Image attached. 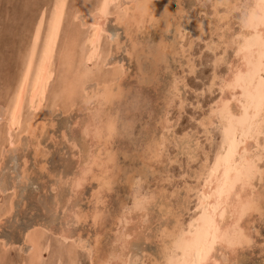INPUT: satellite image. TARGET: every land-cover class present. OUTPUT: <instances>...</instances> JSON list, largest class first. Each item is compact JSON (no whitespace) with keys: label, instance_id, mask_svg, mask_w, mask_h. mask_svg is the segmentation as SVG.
I'll return each instance as SVG.
<instances>
[{"label":"rangeland","instance_id":"obj_1","mask_svg":"<svg viewBox=\"0 0 264 264\" xmlns=\"http://www.w3.org/2000/svg\"><path fill=\"white\" fill-rule=\"evenodd\" d=\"M38 1L0 0L1 100L7 97L18 78L23 56L28 47L27 43L30 40L31 29L37 17L36 14L46 7V4L49 5L51 0H40V3ZM122 1L124 0H115L110 5V14L106 22L107 32L103 34L95 57L88 66L91 70L90 81L81 73L80 68L77 69L83 52L81 50L88 49V45L82 44L86 30L80 29L79 25H81L82 17L87 14L83 8L87 7L88 11H91L97 0H69L68 2L69 8L67 7L68 13L66 12L60 45L64 46V42L71 40L72 32L78 31V28L80 44L78 42L72 43L73 41L69 42L71 43L68 45V49H71L68 50L69 57H62L61 53L56 54L54 78L50 88L52 90L55 88V91L63 90L62 95L60 92L59 98L58 93L56 95L50 89L41 107L32 110L27 105L25 106L21 129L25 130L31 124L32 130L35 132L32 135L13 132L14 140L17 142L21 140L18 145L19 151L7 152L1 161L0 180L4 191L0 192L2 194H0V209L1 207L6 209L11 202L13 206L9 214L1 216L2 219L0 218V264H9L10 262L11 264H25L22 259L23 255H19L21 249L27 247V243L23 242L22 239L25 229L31 227L32 230L37 231L39 230L37 228L41 230V227L46 226H49V230L46 232H49L50 236L45 232L46 249L43 251V264H71L69 254L77 255L75 264H117L120 261L119 255H122L121 253L128 254L129 260L127 259V261L132 259L136 264L140 262L153 264L156 261L159 262L158 264L161 261L162 264L163 259L160 256L163 255L162 248L164 245H162L161 233L168 225L170 211L183 213L186 218H190L194 213L196 205L194 201H197L196 190L202 180L197 176L200 169H204L205 172L207 167L212 164L215 150L221 144L218 127L215 126L217 128L215 129L214 126H208L206 127L207 130L204 127V119L209 114L210 107L213 108L215 105V101L221 92L219 79L227 73V66L218 63L217 57L218 55L226 57L228 63L232 60L233 52L227 47L228 40L236 31L235 25L238 24L239 13L244 11L245 3L250 0H246V2L237 0L239 4L235 0H158L154 16L146 17L145 24L139 27L134 24L131 25L128 31L126 26L114 21L113 18L117 11L120 13L116 9ZM223 2L225 3L224 6L222 5ZM228 4L231 5L227 6ZM159 8L162 9L158 10ZM74 9H77L80 14V18H77L75 23L72 20ZM214 14H216V18ZM227 16L230 18H226ZM185 17L188 19L186 20ZM193 25L197 26L195 27L197 30L193 28ZM231 25L234 27L230 28ZM228 27L229 30L233 29V32H229ZM25 28L27 29L25 30ZM182 29L184 30L182 31ZM225 30L227 31L225 32ZM178 32L180 35H177ZM223 47L225 49H222ZM224 51L229 54V57L223 53ZM104 59H106V64ZM213 59L215 60L213 61ZM101 62L103 63L101 64ZM213 69L218 71V74ZM111 73L115 75V79ZM106 76L112 81L115 96L111 101L105 103L103 117L112 121L115 128L113 133L106 136L107 138L95 137L90 142L88 138L82 136L81 132L82 120L85 119L88 112L85 109L88 105L86 106L82 100L85 96L82 89L83 85H86L87 90L90 91L89 89L92 88L93 93L94 89L101 88L100 83L94 84L96 80L99 81ZM62 86L67 89H62ZM69 90H71V96H69ZM167 94L173 97L170 98ZM50 100L54 101L55 104ZM56 100H59L60 103ZM69 101L74 102L69 104ZM212 101L214 102L213 105L211 104ZM108 103H110V107ZM110 116L114 120L108 118ZM1 128V131L4 132L3 125ZM205 132H208V135ZM158 142L162 144L158 146ZM185 144L189 148L184 147ZM73 145H76V148ZM190 149L195 151L192 150L193 152H191ZM77 150L80 153H77ZM108 151L111 153L109 154ZM112 154L114 156H111ZM87 155L90 156V159L93 158V155L97 158V162L94 164L91 160L90 169L94 171L90 175H93V178L90 180V175H88V178L83 181V185L80 186L81 188L79 187L76 193H70V179L79 171L82 163L84 164L83 156L86 157ZM1 158L2 156H0V160ZM204 163L207 167L202 168ZM24 168L27 173L26 180L19 178V174L23 172ZM98 171L106 181L103 183L104 188L101 187L103 190L100 193L96 192L100 188L98 177L102 176ZM137 180L138 184H136ZM254 184L256 189L262 188L261 204H263L264 183L258 177ZM191 187L193 189H189ZM156 188L161 190L158 192ZM150 189L151 193H148ZM140 195L148 197L149 202L145 207L135 206L134 199L136 197L138 199ZM58 197L60 198L58 199ZM55 202H58V209L54 211ZM149 204L151 206L147 207ZM134 207L136 208L134 209ZM94 208L101 210L95 223L90 217ZM77 211L86 218L84 220L81 218L76 223L71 222L73 219L72 212L77 213ZM101 212L103 213L101 214ZM119 214H124L126 217L119 216ZM127 216L129 217L127 218ZM63 217H66L68 221L70 220L69 224L71 225L66 224ZM250 218L252 223L249 222L248 228L250 227L252 242L249 246L239 250L236 264H264V212L262 215L254 213ZM245 220L247 219L245 218ZM65 225L69 228V234L72 237L67 243L68 245L65 244L67 247L60 245L54 234ZM126 230L129 238H126V243L120 246L116 236L118 232L123 231L125 233ZM128 230L135 232L131 235ZM130 237L131 240H129ZM94 238L98 239L97 242ZM3 243L8 245L5 252L9 254L4 252L5 256L1 248ZM53 250L55 253H61V260H58L57 263L56 254ZM115 253L118 258H116ZM125 257L127 258V256ZM26 258L24 257V259ZM134 259H137L138 262ZM90 260L92 261L90 262Z\"/></svg>","mask_w":264,"mask_h":264},{"label":"bare ground","instance_id":"obj_2","mask_svg":"<svg viewBox=\"0 0 264 264\" xmlns=\"http://www.w3.org/2000/svg\"><path fill=\"white\" fill-rule=\"evenodd\" d=\"M40 1V0H39ZM38 1V3H40ZM49 1V0H48ZM94 1V0H93ZM115 1V0H97L95 6L91 9V11H88L89 9H87V7L83 8V11L85 13H87L84 17H82V21H81V25H79L80 29H84L86 30L85 31V35H84V38H83V42L82 44L84 45H88V49L87 50H81L83 51L82 54H81V59H80V62H79V66L77 67V69H81V73L87 77L86 79H88L90 81V73H91V70L89 69V65H90V62H92V59L93 57H95V54L97 52V47L98 45L100 44V40L103 36L104 33L107 32V28H106V22L108 21V15L110 14L109 12V9H111L110 5L112 4V2ZM117 1V0H116ZM165 1V0H164ZM219 1V0H217ZM221 1V0H220ZM237 1V0H235ZM240 1V0H239ZM68 2L69 0H51L50 1V4L47 5L46 4V7L42 8L40 10V12L37 15V17L35 18V22H34V26L33 28L31 29V34H30V40H29V43L28 44V47L27 49L25 50V54L23 56V60H22V64H21V68H20V71H19V75H18V78L14 84V87L11 91L8 92L7 94V97L5 99H2L0 98V156H2L1 160H0V169H1V161L3 159V157L5 156V154L7 152H16L19 148H18V145H19V142L21 141H15L14 138H13V132H23L25 134H31L34 133L35 131L32 130L33 127H30L28 126L25 130L21 129V126H22V120H23V112H24V108L25 106L27 105L28 108L32 109V110H36L38 109L39 107L42 106L48 92L50 91V84L51 82L53 81L52 79L54 78V64H55V58H56V54H60L61 53V56H66V57H69V54H68V50H71V49H68V45L71 44L69 42H72V43H75V42H78L80 44V38H79V28H78V31L76 32H72V38L71 40H69L68 42H64V46H61L60 45V42H61V34H62V28L64 26V21H66L65 19V16H66V12L68 13L67 11V7H68ZM87 2V1H85ZM90 2V1H89ZM88 2V3H89ZM158 0H124L120 3V5L117 6L118 9L116 10H119L120 13H117L114 14L115 16L113 17L114 18V21L126 26L127 28V31L130 29L131 25H135L136 27H139L140 25H143L145 24V20H146V17H153L154 16V10H155V6L157 4ZM227 2V1H226ZM238 2V1H237ZM243 2H246V0H244ZM44 3V1H43ZM42 3V4H43ZM81 3H84L81 1ZM78 2V4H81ZM164 3V2H163ZM217 3V2H216ZM220 3V2H219ZM218 3V5H219ZM224 3V2H223ZM107 4V8H104V5ZM221 4V3H220ZM239 4V2H238ZM241 4V3H240ZM246 4V5H245ZM243 3L244 6V10H247V11H255L257 15H260L262 10H261V7H260V4H261V0H250L246 3ZM41 5V4H40ZM77 5V4H76ZM82 5V4H81ZM159 5V4H158ZM164 5V4H163ZM211 5H212V2H211ZM223 6L225 5L222 4ZM231 4H228L227 6H230ZM233 5V4H232ZM237 5V4H236ZM213 6V5H212ZM217 6V5H216ZM226 6V7H227ZM42 7V6H41ZM225 7V8H226ZM233 7V6H232ZM235 7V6H234ZM238 7V6H237ZM241 7V5H240ZM69 8V7H68ZM164 8V7H163ZM214 8V6H213ZM229 8V7H227ZM10 9V8H9ZM114 9V8H113ZM162 8H159L158 10H160ZM217 9V8H216ZM231 9V7H230ZM233 9V8H232ZM240 9V8H239ZM115 10V11H116ZM165 10V8H164ZM169 10V9H168ZM192 10V9H191ZM213 10V9H212ZM237 10V9H236ZM38 11V10H37ZM82 11V10H81ZM112 11V10H110ZM215 11V10H214ZM222 11V10H221ZM230 11V10H229ZM228 11V13H229ZM233 11V10H232ZM238 11V10H237ZM114 12V11H113ZM192 12V11H191ZM217 12V11H216ZM71 13V12H70ZM82 13V12H81ZM167 13V12H166ZM172 13V12H171ZM219 13V12H218ZM217 13V15H218ZM240 14V13H239ZM79 12L77 9H74L73 11V16H72V20L73 22L75 23V20L77 18H80L79 16ZM170 15V14H169ZM211 15V14H210ZM216 14H214V17H215ZM223 15V14H222ZM190 16V15H189ZM212 16V15H211ZM220 16V15H219ZM233 16V15H232ZM110 17V16H109ZM206 17V15H205ZM209 17V16H208ZM223 17V16H222ZM229 16H227L226 18H228ZM184 18V17H182ZM186 18V17H185ZM216 18V17H215ZM230 18V17H229ZM238 18V17H237ZM236 18V19H237ZM174 19V18H173ZM188 18H186L187 20ZM33 20H34V17H33ZM179 20V19H178ZM216 20V19H215ZM227 20V19H226ZM229 20V19H228ZM232 20V19H231ZM238 20V19H237ZM110 21V20H109ZM112 21V20H111ZM151 21V20H150ZM171 21V20H170ZM169 21V22H170ZM185 21V20H184ZM190 21V20H189ZM204 21V20H203ZM221 21V20H220ZM224 21V20H223ZM233 21V20H232ZM80 23V21H78ZM182 22V20H181ZM187 22V21H186ZM234 22V21H233ZM171 23V22H170ZM212 23V22H210ZM217 23V22H216ZM227 23V22H225ZM231 23V22H230ZM228 23V24H230ZM180 24V22H179ZM197 24V23H196ZM202 24V23H201ZM220 24V23H219ZM235 24V23H234ZM150 25V24H149ZM170 25V24H169ZM206 25V24H205ZM204 25V26H205ZM221 25V24H220ZM223 25V24H222ZM227 25V24H226ZM76 26V25H75ZM165 26V25H164ZM194 26V25H193ZM236 26V25H235ZM30 27V26H29ZM148 27V26H146ZM163 27V26H162ZM190 27V26H189ZM197 26H194L193 28H195ZM199 27V26H198ZM207 27V26H206ZM209 27V26H208ZM217 27V25H216ZM215 27V28H216ZM225 27V26H224ZM231 27H234V25H231ZM181 28V27H180ZM204 28V27H203ZM227 28V27H226ZM27 28H25L26 30ZM177 29V28H176ZM196 29V28H195ZM194 29V30H195ZM199 29V28H198ZM201 29V28H200ZM18 30V29H17ZM141 30V29H140ZM168 30V28H167ZM184 29H182L183 31ZM197 30V29H196ZM203 30V29H201ZM209 30V29H208ZM216 30V29H215ZM125 31V30H124ZM178 31V30H177ZM214 31V30H212ZM227 30H225L226 32ZM228 31L230 32H233V29L229 30V27H228ZM220 32V31H219ZM19 33V31H18ZM181 33V32H180ZM199 33V32H198ZM201 33V32H200ZM203 33V32H202ZM216 33V31H215ZM218 33V32H217ZM24 34V33H23ZM128 34V33H127ZM204 34V33H203ZM211 34V33H210ZM221 34V33H220ZM26 35V34H25ZM177 35H180L179 32ZM201 35V34H200ZM214 36V34H212ZM219 35V34H218ZM227 35V34H226ZM257 35H259V33H257ZM195 36V35H193ZM25 37V36H24ZM131 37V36H130ZM180 37V36H179ZM221 37V36H220ZM228 37V36H227ZM200 38V37H199ZM224 38V37H223ZM23 39V38H22ZM64 39V38H63ZM183 39V38H182ZM218 39V38H217ZM221 39V38H220ZM25 40V39H24ZM23 40V41H24ZM122 40V39H121ZM219 40V39H218ZM118 41V40H117ZM134 41V40H133ZM185 41V40H183ZM191 41V40H190ZM15 42V41H14ZM26 42V41H25ZM24 42V43H25ZM163 42V41H162ZM113 43V42H112ZM131 43H134V42H131ZM192 43V42H191ZM215 43H213L214 45ZM221 44V43H220ZM111 45V44H110ZM123 45V44H122ZM135 45V44H134ZM80 46V45H79ZM210 46V45H209ZM215 46V45H214ZM222 46V45H220ZM117 47V46H115ZM190 47H191V44H190ZM65 48V49H64ZM131 48V47H130ZM129 48V49H130ZM181 48H183L181 46ZM218 49V47H216ZM190 49V48H189ZM215 49V48H214ZM222 49H225L224 47ZM227 49V48H226ZM24 50V49H23ZM110 50V49H109ZM179 51V50H177ZM190 51V50H189ZM192 51V50H191ZM190 51V52H191ZM219 51V50H218ZM17 52H19L17 50ZM115 52V51H114ZM129 52V51H128ZM133 52V51H132ZM188 52V51H187ZM221 52V51H220ZM227 52V51H226ZM225 53V51L223 52ZM215 54V53H214ZM226 54V53H225ZM233 57L235 56V53L233 52ZM9 55V54H8ZM19 55V53H18ZM17 55V56H18ZM22 55V54H21ZM103 55V54H102ZM110 55V54H109ZM130 55V54H129ZM227 56L229 54H226ZM225 55V56H226ZM72 56V55H71ZM221 56V55H220ZM100 57V55H99ZM106 57V56H105ZM108 57V56H107ZM229 57V56H228ZM13 58V57H12ZM115 58V57H114ZM215 58V57H214ZM226 58V57H225ZM232 58V57H231ZM255 58L256 60L258 61L259 58H260V50L259 48L256 49L255 51ZM95 59V58H94ZM100 59V58H99ZM111 59V58H110ZM110 59H109V62H110ZM189 59V58H188ZM227 59V58H226ZM105 60L104 59V63H105ZM215 59H213L214 61ZM229 60V59H228ZM231 60V59H230ZM15 61V60H14ZM189 61V60H188ZM69 62V61H68ZM112 62V61H111ZM229 62V61H228ZM233 62V58L232 60L230 61V63ZM103 62H101L102 64ZM107 63V62H106ZM105 63V64H106ZM104 64V65H105ZM120 64V63H118ZM100 65V64H99ZM193 65V64H192ZM191 65V66H192ZM223 65V64H222ZM67 66V65H66ZM96 66V65H95ZM103 66V65H102ZM117 66V64H116ZM152 66V65H151ZM220 66V65H219ZM225 66H227L225 64ZM98 67V66H97ZM115 67V66H114ZM102 68V67H101ZM113 68V66H112ZM111 68V69H112ZM117 68V67H115ZM215 68V67H214ZM108 69V68H106ZM123 69V68H121ZM127 69V68H126ZM190 69V68H189ZM193 69V68H192ZM113 70H116V69H113ZM194 70V69H193ZM214 70V69H213ZM120 72H122L121 70H119ZM212 71V70H211ZM215 71V70H214ZM139 72V71H138ZM191 72V71H190ZM218 72V71H217ZM216 71L215 73L218 74ZM225 72V70H224ZM223 72V73H224ZM227 72V70H226ZM212 73V72H211ZM214 73V74H215ZM118 74V72H117ZM122 74V73H121ZM98 75V74H97ZM107 75V74H106ZM111 75H113L111 73ZM119 75V74H118ZM213 75V74H212ZM222 75V74H221ZM108 76V75H107ZM106 76V77H107ZM117 76V75H116ZM103 77L102 79H100L99 81L96 80V82L94 84H98L100 83L101 85V88L100 89H94L93 90V93L91 91V89H89L90 91L87 90L88 87H86V85H83V89L82 91H84L83 93H85L83 96V103L86 104V108L88 110L87 112V115L85 117V119L82 120V124H81V132H82V136L88 138L90 140V142L92 141V139H94L95 137L99 138H103V137H106L108 135H110L111 133H113L112 131L114 130V125L112 121H108L106 119H104L103 117V107L105 105V103L111 101V99L113 98V96H115V93L113 91V88H112V81L108 79V77ZM113 79H115V75H113ZM213 77V76H212ZM220 77V75H219ZM222 77V76H221ZM221 77L219 80H221ZM180 78V77H179ZM93 79V78H92ZM95 80V79H94ZM121 80V79H120ZM181 80V79H180ZM184 80V79H183ZM114 81V80H113ZM214 81V80H213ZM212 81V82H213ZM94 82V81H93ZM178 82V81H177ZM88 83V82H87ZM179 84V83H178ZM185 84V83H184ZM115 85V84H114ZM113 85V86H114ZM176 85V84H175ZM211 85V84H210ZM89 86V85H88ZM73 87V86H72ZM100 87V86H99ZM216 87H218L216 85ZM64 88V86H62V89ZM90 88V87H89ZM115 88V87H114ZM172 88V87H171ZM177 88V87H176ZM54 90L51 89V91L53 93H55L57 95L58 93V96L61 92L60 95H62V92L63 90L59 89V90H56L55 91V88H53ZM64 89H67V88H64ZM117 89V88H116ZM115 89V90H116ZM180 89V88H179ZM121 90V89H120ZM170 90V89H169ZM168 90V91H169ZM219 90V89H218ZM221 90V89H220ZM67 91V90H66ZM70 91L69 90V94H70ZM73 91V90H72ZM118 91V90H117ZM173 91V90H172ZM176 91V90H175ZM179 91V90H178ZM119 92V91H118ZM171 92V91H170ZM220 92V91H219ZM173 93V92H172ZM68 94V92H67ZM81 94V93H79ZM221 92L219 93V98L216 99L215 101V105H217V103L219 101H221L222 99V94ZM65 95H66V92H65ZM168 95V94H167ZM71 96V94L69 95ZM175 96V94H174ZM178 96V95H177ZM168 97H173L172 95H168ZM60 98V96H59ZM115 98V97H114ZM118 98V97H117ZM116 98V99H117ZM181 98V97H180ZM52 99V98H51ZM73 99V98H72ZM175 99V98H174ZM173 99V101H174ZM178 99V98H176ZM223 99L225 100V102L227 100H230L231 99V96L228 95V94H223ZM54 100V99H52ZM50 100V101H52ZM62 100V98H61ZM67 100V99H66ZM171 100V99H170ZM182 100V99H181ZM49 101V103H50ZM59 102V100H56ZM117 101V100H116ZM183 101V100H182ZM53 104H55L54 101H52ZM74 102V101H73ZM72 101H69V104L73 103ZM169 102V101H168ZM60 103V102H59ZM63 103V102H62ZM113 103V101H112ZM111 103V104H112ZM180 103V102H179ZM110 103H108V106H109ZM172 104V103H171ZM181 104V103H180ZM212 105L214 104V102L212 101L211 103ZM210 104V105H211ZM117 105V104H115ZM184 105V104H183ZM113 106V105H112ZM163 106V105H162ZM179 106V104H178ZM214 106V105H213ZM53 107V106H52ZM110 107V106H109ZM115 107V106H114ZM168 107H170V105H168ZM167 107V108H168ZM210 107V106H209ZM234 107V105H233ZM49 108V106H48ZM70 108V107H69ZM72 108V107H71ZM119 108V107H118ZM183 108V107H182ZM111 109V108H110ZM209 109V108H208ZM118 110V109H117ZM59 111V110H58ZM111 111V110H110ZM109 112V111H108ZM122 112V111H121ZM212 112H213V108L210 107V111L206 114L207 117L204 119V127L205 129L207 130L206 127H212L214 125H218L219 124V121L218 120H215L213 117H212ZM127 114V113H126ZM49 115V114H48ZM33 116V115H32ZM105 116V115H104ZM206 116V115H205ZM78 117V116H77ZM118 117V116H117ZM110 119V117H108ZM34 119V118H33ZM78 119V118H77ZM119 119V118H118ZM81 120V119H80ZM114 120V119H112ZM70 121V120H69ZM79 121V120H78ZM121 121V120H120ZM167 122V121H166ZM32 123V122H31ZM128 123V122H127ZM33 124V123H32ZM78 124V123H76ZM164 124V123H163ZM3 125L4 127V132L1 131V126ZM72 125V124H71ZM80 125V124H78ZM80 127V126H79ZM165 127V126H164ZM203 127V126H202ZM215 127V126H214ZM218 127V129L220 130V136H221V139H219L221 141V144L219 146H217L216 150H215V153H214V157L212 159V164L210 166L207 167V165L204 163L203 167L202 168H205L207 167V169L205 170L204 172V169H200V172L198 174V178L201 180V183L198 185V189L196 190L197 192V201L199 200L200 196H199V193L201 192H204L205 191V185L203 183V181L205 180H208L209 179V176L210 174L212 173V169H213V166L216 164V160H217V156L218 154L221 152V150H225L226 151V148H227V142H226V138H225V132H224V129L222 127H219V126H216ZM215 127V129H217ZM31 128V129H30ZM36 129H38L36 127ZM73 129V128H72ZM203 129V128H202ZM77 130V129H76ZM116 130V129H115ZM204 130V129H203ZM212 131V130H211ZM209 132V131H208ZM207 132V133H208ZM218 132V130H217ZM22 133V134H23ZM206 133V132H205ZM206 133V134H207ZM211 133V132H210ZM214 133V131H213ZM5 134V136H4ZM66 135V134H65ZM208 135V134H207ZM210 135V134H209ZM220 136L218 135V137L220 138ZM81 137V136H80ZM210 137V136H209ZM71 138V137H70ZM107 138V137H106ZM211 138V137H210ZM73 139V138H72ZM87 139V140H88ZM104 139V138H103ZM262 142H264V137L260 138ZM102 140V139H101ZM211 140V139H210ZM209 140V141H210ZM81 141V140H80ZM163 141V140H162ZM208 141V140H207ZM215 141V140H214ZM69 142V141H68ZM71 142V141H70ZM106 142V141H104ZM73 143V142H72ZM211 143V142H210ZM96 144V143H95ZM162 144L160 142H158V146ZM189 144V143H188ZM87 145V144H86ZM104 145V144H103ZM200 145V144H199ZM74 146V145H73ZM72 146V147H73ZM76 146V145H75ZM74 146V147H75ZM80 146V145H79ZM77 146V147H79ZM88 146V145H87ZM94 146V145H93ZM188 145L185 144L184 147ZM196 146V145H194ZM215 146V144H214ZM24 147V146H23ZM99 147V145H98ZM256 147L255 145V142L252 143V148L254 149ZM76 148V147H75ZM88 148V147H87ZM189 148V147H188ZM191 148V147H190ZM157 149H159L157 147ZM66 150V149H65ZM84 150V149H83ZM148 150V149H147ZM150 150V149H149ZM191 152L195 151L193 149H190ZM193 150V151H192ZM19 151V150H18ZM82 151V150H81ZM87 151L90 152V150L87 149ZM189 151V150H188ZM77 153L80 151H76ZM109 154L111 153L110 151H108ZM114 152V151H113ZM149 154H150V151H148ZM163 152V151H162ZM190 152V151H189ZM205 152V151H204ZM71 153V152H70ZM211 153V152H210ZM209 153V154H210ZM86 154V153H85ZM88 154V153H87ZM92 154V153H91ZM105 154V153H104ZM107 153V155H109ZM193 154V153H192ZM90 155V154H89ZM87 155L86 157L83 156L84 158V164L82 163V166H80V169L77 173H75L72 178L70 179L71 183H70V193H76L78 188L80 186H82L83 184V181L86 180V178H88V175H90L91 172H93L91 169H90V165L94 164V162H97L96 161V157L95 155H93V158L90 159V156ZM106 155V156H107ZM211 155V154H210ZM111 156H114V154H112ZM155 156V155H154ZM174 156V155H173ZM15 157V156H14ZM95 157V158H94ZM98 157V156H97ZM114 158V157H113ZM174 158V157H173ZM92 160V162H91ZM160 160V159H159ZM25 161V160H24ZM27 161V160H26ZM100 161V160H99ZM27 163V162H26ZM97 164V163H96ZM102 164V163H101ZM106 164V162H105ZM123 164V163H122ZM107 165V164H106ZM104 166V165H103ZM109 166V165H107ZM11 167V166H10ZM25 167V166H24ZM79 167V166H78ZM94 167V165H93ZM105 167V166H104ZM12 168V167H11ZM110 168V167H109ZM107 170V167L105 168ZM27 170V169H26ZM100 170V169H99ZM106 170H105V173H106ZM4 171V170H3ZM12 171V170H11ZM75 171V170H73ZM72 171V172H73ZM99 173V171H98ZM97 173V174H98ZM26 171H25V168L23 169V172L21 174H19V178L22 179V180H26L27 176H26ZM93 174V173H92ZM101 174V173H99ZM154 174V173H153ZM102 175V174H101ZM109 175V173H108ZM96 176V175H94ZM97 177V176H96ZM94 177V178H96ZM196 177V176H195ZM260 178L259 175L256 176V180L257 178ZM91 178H93V175L91 176L90 175V180ZM99 178V189L98 191L96 190L97 193H100L101 190H103V183L106 182L103 178V175L101 177H98ZM109 178V177H108ZM197 178V180H199ZM56 179V178H55ZM60 179V178H59ZM61 180V179H60ZM260 180V179H259ZM69 181V182H70ZM61 182V181H60ZM86 182V181H85ZM111 182V181H110ZM109 182V184H110ZM197 182V181H196ZM195 182V183H196ZM2 181L0 180V192L1 191H4L3 190V187H2ZM63 183V182H61ZM66 183V182H65ZM88 183V182H87ZM259 183V182H258ZM138 184V180H137V183ZM140 184V183H139ZM105 186V185H104ZM138 186V185H136ZM211 185L209 184V187ZM258 186V185H257ZM101 187H103L101 189ZM143 187V185H142ZM262 187V186H261ZM14 188V187H12ZM81 188V187H80ZM110 188V187H109ZM144 188V187H143ZM154 188V187H153ZM105 189H108V188H105ZM146 189V188H145ZM188 189V188H187ZM189 189H193V187L189 188ZM259 189V190H258ZM256 189V186L255 184L253 183V186L251 189L248 190V195L249 196H252L255 198L256 202H257V210L249 213L246 217H244L241 222H240V226H239V231L241 233V236L236 240L235 242V245L233 247H227L225 246L224 248H221V249H218L217 252L215 253V255L213 256L212 258V261H213V264H236V257H237V253L239 252V250L247 247L250 245V243L252 242V239H251V235H250V232H249V228L248 225L249 222L251 221V218L250 216L253 215L254 213H257V214H261L262 215V211H261V208L260 206L262 205L261 204V201H262V191L261 189L262 188H258ZM12 190V189H11ZM143 190V189H142ZM155 190V189H154ZM156 190H158L156 188ZM161 190V189H159ZM158 190V192H159ZM176 190V189H175ZM187 191V190H186ZM143 192V191H142ZM156 192V191H154ZM191 192H193V190H191ZM195 192V191H194ZM2 193V192H1ZM0 193V194H1ZM79 193V192H78ZM148 193H151V189H150V192ZM171 193V192H170ZM169 193V194H170ZM173 193V192H172ZM190 193V192H189ZM13 194V193H12ZM137 194V193H136ZM2 195V194H1ZM100 195V194H99ZM139 195V193H138ZM147 195V194H145ZM143 196V195H140V197H138V199H134L135 200V206L137 207V202H142L141 203V206L142 207H145L146 204H148L149 200L147 199L148 197L146 196ZM151 195V194H150ZM150 195H148L150 197ZM155 195H157L155 193ZM182 195V194H181ZM57 196V195H56ZM55 196V197H56ZM98 196V195H97ZM163 196V195H162ZM175 196V195H174ZM185 196V195H184ZM11 197V196H10ZM69 197V196H67ZM94 197V196H93ZM99 197V196H98ZM97 197V198H98ZM152 197V196H151ZM154 197V195H153ZM193 197H195L193 195ZM57 198V197H56ZM60 197H58L59 199ZM100 198V197H99ZM98 198V199H99ZM190 198V197H189ZM264 198V197H263ZM12 199V198H11ZM184 199V198H183ZM95 200V198H94ZM133 200V201H134ZM12 201V200H11ZM98 201V200H97ZM102 201V200H101ZM160 201V200H159ZM182 201V200H181ZM59 202V201H58ZM58 202H55L54 203V211L56 209H58ZM100 202V201H99ZM132 203V201H130ZM147 202V203H146ZM162 202V201H161ZM187 202V201H186ZM192 202V201H191ZM185 203V202H184ZM264 204V203H263ZM60 205V204H59ZM95 205V204H94ZM97 205V203H96ZM171 205V204H170ZM186 205V204H185ZM12 202L10 204H8L7 208L6 209H3L1 207L0 209V218L1 216H4L6 214H9L11 209H12ZM128 206V205H127ZM140 206V207H141ZM151 206L150 204L147 206L149 207ZM63 207H65L63 205ZM96 207V206H95ZM132 207V206H131ZM129 207V208H131ZM134 207V209L136 208ZM146 207V208H147ZM171 207V206H170ZM191 207V206H190ZM193 207V206H192ZM196 207V205H195ZM68 208V207H67ZM183 208H184V204H183ZM186 208V206H185ZM188 208H189V205H188ZM70 209V208H69ZM127 209V208H126ZM125 209V211H126ZM140 209V208H139ZM145 209V208H143ZM148 209V208H147ZM170 209V208H169ZM63 212H64V209H62ZM180 210V209H179ZM184 210V209H183ZM101 211V210H100ZM100 211L97 210V208H94V211L91 212V219L92 221L95 223L96 220H98L99 216H100ZM138 211V210H137ZM175 211V210H174ZM139 212V211H138ZM137 212V213H138ZM149 212V211H148ZM167 212V211H166ZM171 212V211H170ZM190 212V211H189ZM73 213V219L71 222H78L81 218V220H84L86 217H84V215H80V213H77L76 212H72ZM103 212H101L102 214ZM123 213V211H122ZM127 213V212H126ZM125 213V214H126ZM131 213V212H130ZM147 213V212H146ZM186 214V213H184ZM121 214H119L120 216ZM163 215V214H162ZM64 216H66L64 214ZM121 216H125L124 214H122ZM132 216V215H131ZM130 216V217H131ZM139 216V214H138ZM189 216V215H188ZM9 217V216H8ZM69 217V216H68ZM71 217V216H70ZM129 216H127L128 218ZM141 217V216H140ZM254 217V216H253ZM64 220H65V223L66 224H69V221L66 219V217H63ZM122 218V217H120ZM119 218V219H120ZM137 218V217H136ZM142 218V217H141ZM195 216H194V213L191 215L190 219H194ZM245 218L247 220H245ZM2 219V218H1ZM69 219V218H68ZM118 219V220H119ZM143 219V218H142ZM123 220V218H122ZM135 220V219H134ZM133 220V222H134ZM136 221V220H135ZM123 222V221H122ZM127 222V221H125ZM132 222V223H133ZM144 222V220H143ZM33 223V222H32ZM130 223V221H129ZM252 222H250L251 224ZM121 224V223H120ZM131 224V223H130ZM40 225V224H38ZM71 225V224H69ZM68 225V226H69ZM95 225V224H94ZM97 225V224H96ZM125 225H129V224H125ZM164 227H165V224H163ZM162 225V226H163ZM168 226V225H167ZM49 227V226H48ZM48 227H44L42 228L41 227V230L40 228H37L39 230H32L31 227L30 229L27 228L25 229L24 231V234H23V242L27 243V247L26 249H21V253L19 255H23L22 259L24 260L23 263L25 264H43V251L44 249H46V246H45V232L48 229ZM132 227V226H131ZM137 227V226H136ZM125 228V227H124ZM134 228V227H133ZM163 228V227H162ZM136 229V228H135ZM119 230V229H118ZM132 230V229H131ZM130 230V231H131ZM53 231V230H52ZM129 231V230H128ZM129 231V232H130ZM127 230L125 231V233L123 231H120L118 232V235L116 236V240L119 241L120 243V246H123L125 243H126V238L128 239L129 236L128 234H126ZM135 232V231H134ZM134 232H130L131 235L134 234ZM160 232V231H159ZM162 232V231H161ZM48 233L49 235V232H46ZM117 233V232H116ZM133 233V234H132ZM52 234V233H51ZM55 234V237L58 238L59 240V243L60 245L62 244L64 247H67L65 244H67L70 240H71V235L69 234V228L67 227V225H65L64 227L62 226L61 228L58 229V231ZM130 235V236H131ZM50 236V235H49ZM135 237V236H134ZM54 239V238H53ZM83 239V238H82ZM96 239V238H94ZM132 238L130 237L129 240H131ZM47 240V239H46ZM50 240V239H49ZM55 240V239H54ZM98 239H96L95 241L97 242ZM51 241V240H50ZM47 242V241H46ZM94 242V241H93ZM49 243V242H48ZM95 243V242H94ZM77 245V243H75ZM74 244V246H75ZM82 244V243H81ZM159 244H161L159 242ZM58 245V243H57ZM68 245V244H67ZM83 245V244H82ZM95 245V244H94ZM163 245V244H162ZM78 246V245H77ZM161 246V245H160ZM82 247V246H81ZM118 247V246H117ZM128 247V246H127ZM162 247V246H161ZM264 247V246H263ZM1 248H2V253H4L7 249H8V245L3 243L1 245ZM126 248V247H125ZM67 249V248H66ZM65 249V251H66ZM71 249V248H70ZM79 249V247L77 248V250ZM91 249V247H90ZM120 249V248H119ZM123 249V248H122ZM121 249V250H122ZM126 249H129V248H126ZM163 251H164V246H163ZM73 250V249H71ZM70 250V251H71ZM54 251V250H53ZM75 251V250H73ZM89 251V250H88ZM114 251H116L114 249ZM124 251V250H123ZM122 251V252H123ZM1 252V251H0ZM9 252V251H8ZM76 252V251H75ZM6 253V252H5ZM5 253H4V256H5ZM55 253V251H54ZM67 253V252H66ZM69 253V252H68ZM72 253V252H71ZM117 253V252H116ZM115 253V254H116ZM144 253V252H143ZM142 253V254H143ZM163 255L161 254V259H163L162 261V264H167V261L168 259L170 258H174L172 257L171 255V252H162ZM1 254V253H0ZM6 254H9V253H6ZM56 254V263L59 262L61 260V253L60 252H57L55 253ZM122 255H119V258H120V261L117 263V264H136L134 263V261L132 259H130V261H127L128 259V254L125 255V253H121ZM91 255V253H90ZM89 255V256H90ZM112 255V254H111ZM110 255V256H111ZM127 256V258L125 256ZM67 256V255H66ZM77 256V255H76ZM72 254H69V257L71 258L70 259V263L71 264H75L76 262V259L77 257ZM108 256V257H110ZM113 256V255H112ZM136 256V255H135ZM138 256V255H137ZM24 257H27L26 259H24ZM131 257V256H130ZM129 257V258H130ZM177 257H183V253H177ZM91 258V257H90ZM114 258V257H113ZM116 258H118L117 254H116ZM116 258H114L115 260H117ZM140 258V257H139ZM142 258V257H141ZM5 259V258H4ZM112 259V258H110ZM59 260V261H58ZM119 260V259H118ZM129 260V259H128ZM135 260V259H134ZM137 260V259H136ZM135 260V261H136ZM92 260H90L91 262ZM144 261V260H142ZM138 262V260L136 261ZM3 263V262H2ZM109 263V262H108ZM147 263V262H146ZM159 262L156 261L154 262L153 264H158ZM11 264V262L9 263ZM45 264V263H44ZM59 264V263H58ZM100 264V263H99ZM115 264V263H114ZM139 264H142V262H140ZM160 264H161V261H160Z\"/></svg>","mask_w":264,"mask_h":264},{"label":"snow or ice","instance_id":"obj_3","mask_svg":"<svg viewBox=\"0 0 264 264\" xmlns=\"http://www.w3.org/2000/svg\"><path fill=\"white\" fill-rule=\"evenodd\" d=\"M260 7V15L244 10L238 16L227 45L235 53L233 62L217 57L218 63L227 65V73L220 80L222 99L213 106L212 117L219 121L214 126L224 129L227 148L218 154L209 179L203 181L205 191L194 201L195 218L169 213L168 226L161 233L164 251L174 257L167 264H213L217 250L233 247L241 236V220L257 210L248 190L257 175L264 183V142L260 139L264 137V0ZM223 94L231 99L225 102ZM260 208L264 212V204Z\"/></svg>","mask_w":264,"mask_h":264}]
</instances>
